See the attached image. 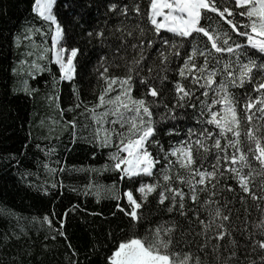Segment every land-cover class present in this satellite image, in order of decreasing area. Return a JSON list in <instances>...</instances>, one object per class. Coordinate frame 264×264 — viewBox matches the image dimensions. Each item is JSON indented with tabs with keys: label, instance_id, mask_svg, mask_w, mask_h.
Masks as SVG:
<instances>
[{
	"label": "snow or ice",
	"instance_id": "snow-or-ice-1",
	"mask_svg": "<svg viewBox=\"0 0 264 264\" xmlns=\"http://www.w3.org/2000/svg\"><path fill=\"white\" fill-rule=\"evenodd\" d=\"M57 4L32 0L48 32L33 24L23 39L32 41L33 76L71 82L77 102L68 111L83 108L88 142L107 152L94 171L127 182L112 197L125 201L115 208L127 223L106 264H264V0H107L83 33L98 45L91 102L76 86L83 50ZM66 127L75 141L76 118ZM43 221L53 226L49 215Z\"/></svg>",
	"mask_w": 264,
	"mask_h": 264
},
{
	"label": "trees",
	"instance_id": "trees-1",
	"mask_svg": "<svg viewBox=\"0 0 264 264\" xmlns=\"http://www.w3.org/2000/svg\"><path fill=\"white\" fill-rule=\"evenodd\" d=\"M88 2L91 8L82 7ZM31 3L0 0V264H106L113 239L127 223L115 208L116 203L125 201L112 197L128 185L114 172L94 171L105 163L107 152L88 142L91 121L79 115L83 108L68 111L77 102L71 82H54L47 71L33 76L31 61L36 57L27 55L34 50L32 41L23 37L33 24L45 32L48 26L34 18ZM64 3L71 7L64 8ZM105 3L107 0H58L56 8L58 20L83 50L76 86L81 99L89 102L95 100L94 91L96 95L99 92L94 74L98 45L87 44L83 33L103 19ZM51 35L44 38L47 47ZM32 40L40 44L42 38L35 34ZM25 60L29 63H21ZM47 66L57 73L54 63ZM57 96L59 99H49ZM73 117L78 126L75 141L72 129L66 127V121ZM114 181L115 189L109 190ZM53 183L57 187L53 188ZM144 211H148L147 206ZM53 212L56 215H51ZM45 215L52 219V227L43 221ZM56 229L64 231L66 239ZM73 250L77 255H72Z\"/></svg>",
	"mask_w": 264,
	"mask_h": 264
}]
</instances>
